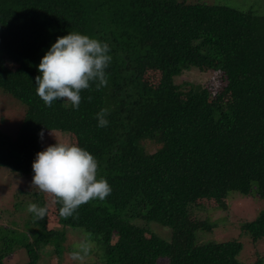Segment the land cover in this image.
Listing matches in <instances>:
<instances>
[{
  "label": "trees",
  "instance_id": "trees-1",
  "mask_svg": "<svg viewBox=\"0 0 264 264\" xmlns=\"http://www.w3.org/2000/svg\"><path fill=\"white\" fill-rule=\"evenodd\" d=\"M73 31L109 45L108 84L82 91L78 110L59 100L47 107L36 95L37 67ZM192 66L221 68L225 83L214 95L178 84ZM0 91L25 106L14 132L0 128V167L31 184L36 153L57 132L97 159L112 189L75 219L61 218L54 203L61 227L25 242L23 264H38L45 249L62 255L65 227L90 233L102 264H264L243 261L237 238L198 241L210 225L192 219L193 205L223 207L231 191L264 200V14L200 0H0ZM101 109L109 112L103 128ZM152 222L180 230L184 243ZM242 230L262 239L264 208Z\"/></svg>",
  "mask_w": 264,
  "mask_h": 264
},
{
  "label": "rangeland",
  "instance_id": "rangeland-1",
  "mask_svg": "<svg viewBox=\"0 0 264 264\" xmlns=\"http://www.w3.org/2000/svg\"><path fill=\"white\" fill-rule=\"evenodd\" d=\"M197 1V0H191ZM208 3L226 4L243 10H253L264 14V0H200ZM8 63L11 62L8 60ZM222 69L200 70L192 66L183 70L176 76V82L182 86H202L207 87L214 95L221 89L225 80L222 77ZM157 74H154L156 76ZM24 103L11 94L0 91V128L14 132L19 124L24 112ZM56 139L63 142L74 143L75 140L70 135L62 133H49L45 148L55 144ZM150 149L153 150L151 147ZM38 191V192H37ZM38 197L37 201L36 198ZM225 206L211 200L201 202V206L193 205L192 219L198 216L202 220H207L210 228L202 227L198 232V241H226L237 238L244 243V249L240 258L253 263L258 259L264 262V237L258 242L247 236L242 230V225L256 217L258 212L264 208V200L258 196L245 195L238 191H231L225 200ZM36 203L43 207L48 205V215L43 219L34 222L32 214L27 212V205ZM135 223L144 225L143 220H136ZM51 227H61L56 222V208L51 198L37 188H31V184L23 176L15 175L8 168L0 167V255L4 253L5 264H23L27 260V253L23 244L32 241L41 231ZM151 228L161 237L172 242L183 244L184 233L180 230H171L161 226L157 222L151 223ZM62 244L64 246L62 255L51 254L45 249L39 259L38 264H78L70 260L68 253L73 250V245L77 243L85 234L81 228L65 227ZM85 233V234H84ZM8 235V240L4 242V236ZM92 239V238H91ZM95 247L86 258L84 264H102L98 259L99 248L94 239ZM47 248L52 249L51 246ZM161 264H166L163 259Z\"/></svg>",
  "mask_w": 264,
  "mask_h": 264
},
{
  "label": "clouds",
  "instance_id": "clouds-1",
  "mask_svg": "<svg viewBox=\"0 0 264 264\" xmlns=\"http://www.w3.org/2000/svg\"><path fill=\"white\" fill-rule=\"evenodd\" d=\"M109 53L107 43L79 32L57 37L37 67L40 75L35 77L36 95L47 107L59 100L78 110L82 91L89 90L93 84L96 90L107 86L106 69L112 60ZM91 100L89 96L88 101ZM108 115L107 109L96 114L98 127L108 126ZM39 135L43 139V131ZM98 168L97 159L89 151L56 139L55 144L36 153L31 188H37L53 203L59 204L61 218L75 219L82 205L97 199L103 201L111 194L108 181L98 178ZM48 211L47 204L43 207L36 203L27 205V212L32 214L34 222L43 220ZM94 247L91 234L87 233L73 245L68 256L70 260L84 264Z\"/></svg>",
  "mask_w": 264,
  "mask_h": 264
}]
</instances>
